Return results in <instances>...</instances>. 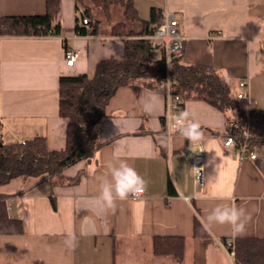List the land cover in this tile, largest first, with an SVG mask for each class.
I'll list each match as a JSON object with an SVG mask.
<instances>
[{"label":"crops","instance_id":"obj_1","mask_svg":"<svg viewBox=\"0 0 264 264\" xmlns=\"http://www.w3.org/2000/svg\"><path fill=\"white\" fill-rule=\"evenodd\" d=\"M134 1L145 19L155 6L174 13L184 36L183 62L221 70L233 81L234 96L244 90L240 81L247 78L241 106L264 110V0ZM45 11L46 0H0V17ZM94 13L100 19L98 34L76 31L75 0H62L59 34H0L2 142L45 136L51 148L65 146L68 119L60 115L61 75L92 77L101 59L123 57L129 31L140 29L123 12L113 13L112 22L100 9ZM120 20L127 27L113 34V24ZM67 48L80 51L73 65L66 63ZM160 53L155 50L154 57ZM166 109L163 88L121 86L107 105L99 148L61 176L18 178L8 185L9 215L22 220L24 231L0 234V264H235L224 239L264 238V143L251 148L256 158L241 157L238 147L225 145L228 134L237 135L236 112H223L201 98L186 99L181 113L197 121L203 134L199 142L205 151L206 184L199 186L185 156L189 141L179 132L168 133ZM120 161L144 178L145 193L117 200L110 208L99 200L100 186ZM170 181L176 193L169 192ZM218 205L246 210L243 235H233L230 225L208 223ZM196 216L209 236H194ZM168 235L186 237L183 261L154 253L153 238ZM69 236L72 246L65 243ZM145 243L156 260L145 258Z\"/></svg>","mask_w":264,"mask_h":264},{"label":"trees","instance_id":"obj_2","mask_svg":"<svg viewBox=\"0 0 264 264\" xmlns=\"http://www.w3.org/2000/svg\"><path fill=\"white\" fill-rule=\"evenodd\" d=\"M62 0H46V11L40 14L2 15L0 34L15 36H41L61 32L59 14ZM100 9L109 22L113 21V9L121 8L126 19L140 24L139 31H129L123 57L101 59L91 77L87 73L63 74L60 77V115L68 119L66 143L62 148H51L45 136H36L23 142L4 143L0 140V234L21 233L22 220L9 215L5 188L18 178L51 180L61 176L65 168L91 155L102 145L100 127L106 116L111 98L121 86L143 84L150 88H162L168 66L174 81L173 91L181 94L182 107L186 99H204L226 112H236L237 141H247L255 147L264 143V110L244 109L238 96H234L233 81L221 70L202 63L183 62L184 48L170 53L165 47L154 45L147 38L165 21V10L153 7L148 19L142 18L134 0H75L76 31L80 34L100 33V19L94 9ZM88 18L85 23L84 19ZM127 22L113 24L112 33H123ZM160 49L159 57L154 51ZM169 62V64H168ZM250 137L246 139L244 134ZM74 180V179H73ZM76 180V179H75ZM169 192L176 193L170 181ZM54 206L55 197L51 194ZM210 233L196 216L194 236L207 237ZM227 243V239H224ZM187 239L183 236H155L153 251L157 256H171L175 261L184 260ZM235 264H264V238L240 236L235 238Z\"/></svg>","mask_w":264,"mask_h":264},{"label":"built area","instance_id":"obj_3","mask_svg":"<svg viewBox=\"0 0 264 264\" xmlns=\"http://www.w3.org/2000/svg\"><path fill=\"white\" fill-rule=\"evenodd\" d=\"M84 22H88V18L84 19ZM55 34V33H50ZM149 38L154 45H163L166 50L167 59L169 61L170 53L172 51H178L184 48V36L179 30V21L174 15V13L167 11L165 14V21L158 26L153 34L146 36ZM80 55V51L76 48H67L65 52V59L68 65H73ZM169 64V62H168ZM174 81L170 74V69L168 66L167 75L162 82V88L167 95V109L165 114V123L167 131L169 134L173 132H178L174 126L173 117L179 115L182 111V97L181 94L175 93L173 91ZM241 87L244 90L238 93L239 98H243L246 94V88H248L249 81L244 78L240 81ZM237 135L228 134L225 139L226 146L238 147L241 157H251L256 158L257 153L251 152V147L247 141L238 142ZM244 137L248 139L250 134L246 132ZM185 156L191 160L194 179L197 185L205 186L206 175H205V151L202 143L190 144L185 149ZM145 193V190L137 197H141ZM227 246L235 254V241L233 239L227 241Z\"/></svg>","mask_w":264,"mask_h":264},{"label":"clouds","instance_id":"obj_4","mask_svg":"<svg viewBox=\"0 0 264 264\" xmlns=\"http://www.w3.org/2000/svg\"><path fill=\"white\" fill-rule=\"evenodd\" d=\"M174 126L178 132L188 140L190 144L197 143L202 138L200 124L194 119L189 118L187 112H182L173 117ZM146 181L131 167L126 161H120L118 166L110 167V179H104L101 183V192L99 200L102 205L114 207L117 200H126L139 196L146 188ZM248 216L246 210L241 207L218 205L207 216L209 224H227L231 226L233 235H243L246 230V221ZM66 244L72 246L74 243L69 236Z\"/></svg>","mask_w":264,"mask_h":264},{"label":"rangeland","instance_id":"obj_5","mask_svg":"<svg viewBox=\"0 0 264 264\" xmlns=\"http://www.w3.org/2000/svg\"><path fill=\"white\" fill-rule=\"evenodd\" d=\"M119 10V11H118ZM113 11H114V13H119V12H122V9L120 8H117V10H116V8H114L113 9ZM114 16V15H113ZM145 249L143 250V254H144V256H145V258L146 259H150L149 257H151V258H155V260L157 259V256H155L153 253H152V250H151V248H150V245L148 244L147 245V243H145V247H144ZM159 260L160 261H162L163 260V258H159Z\"/></svg>","mask_w":264,"mask_h":264}]
</instances>
